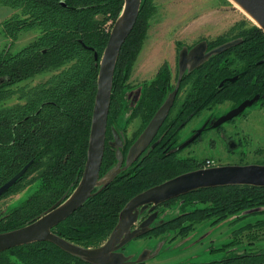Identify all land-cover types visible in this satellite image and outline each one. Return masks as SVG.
<instances>
[{"label": "trees", "instance_id": "1", "mask_svg": "<svg viewBox=\"0 0 264 264\" xmlns=\"http://www.w3.org/2000/svg\"><path fill=\"white\" fill-rule=\"evenodd\" d=\"M148 1L142 0L138 19L120 51L114 73L109 124L118 120L127 105V78L148 29ZM124 2L0 0L16 9L2 21L4 32L13 41L23 30H38L35 38L16 51L4 47L0 52V101L15 93H19L21 99L0 107V187L28 164L27 170L0 197L38 181L25 199L0 212V232L34 220L50 206L64 200L77 186L87 160L100 57ZM228 33L231 36L225 33L214 39H203H207L208 49L233 38L241 40L211 54L184 73L181 87L189 83V88L175 116L179 124L225 99H233L237 105L255 95L258 98L254 102L264 100V30L256 23L247 25L240 20ZM46 70L56 72L35 85H20ZM174 87L170 85V71L165 63L143 91L134 114L140 113L142 120L148 121ZM133 111L131 108L130 112ZM171 123L173 121L167 122L163 128ZM112 137L110 129L101 176L118 161L116 149L109 141ZM134 138L124 139L122 150L125 153ZM162 148L157 145L148 149L53 230L86 246L103 243L132 196L199 164L193 157L178 159ZM184 196L192 207L160 222L153 230L162 232L184 221L181 233L186 236L201 220L210 219L214 223L249 207H256L251 212L264 213V186L260 185L200 187ZM262 225L264 217L239 226L235 233ZM0 264L99 263L87 261L50 240H38L0 251ZM120 264L150 263L128 259ZM178 264H264V248Z\"/></svg>", "mask_w": 264, "mask_h": 264}, {"label": "rangeland", "instance_id": "2", "mask_svg": "<svg viewBox=\"0 0 264 264\" xmlns=\"http://www.w3.org/2000/svg\"><path fill=\"white\" fill-rule=\"evenodd\" d=\"M147 5L148 29L141 47L133 60L126 87L127 93L136 88L144 90L167 63L170 71V85L177 82L179 71V51L183 45L191 47L195 42L207 38L214 39L219 34L228 33L236 22L244 20L247 25L255 23L245 10L233 0H149ZM16 9L0 3V52L5 47L16 51L38 34L36 29L20 32L12 40L3 30L2 21L11 16ZM56 70H46L20 82L26 87L46 80ZM189 88V83L180 89L171 115H175ZM19 93L0 101L1 106H8L21 100ZM130 103V104H129ZM131 101H127L131 106ZM233 99H225L212 108L204 109L192 117L181 130L179 137L184 139L206 121L227 112L237 105ZM127 110V111H126ZM121 129L126 128V135L132 139L147 122L141 116L131 114L123 108L119 115ZM209 122V123H210ZM113 123V122H112ZM116 126V125H115ZM119 126V125H118ZM229 140L238 144L229 148ZM183 155L195 156L198 163H205L208 158L216 163H264V100L248 105L242 113L225 121L220 127L209 128L193 144L186 146ZM194 158V159H195ZM31 177V176H29ZM33 181L25 187L0 197V212L10 209L25 199L37 186ZM192 205L181 200L164 207L169 216L175 215ZM256 207H249L212 223L210 219L197 222L186 236L171 239V233L158 236H138L126 243L125 253L134 257L150 252L149 263L178 264L188 261L219 259L229 254L246 249L264 248V225L245 228L236 234L235 229L247 222H255L264 217L262 212H251ZM172 212V213H171ZM164 213V214H165Z\"/></svg>", "mask_w": 264, "mask_h": 264}, {"label": "water", "instance_id": "3", "mask_svg": "<svg viewBox=\"0 0 264 264\" xmlns=\"http://www.w3.org/2000/svg\"><path fill=\"white\" fill-rule=\"evenodd\" d=\"M233 1L241 6L255 23L264 30V0ZM141 4L142 0H125L123 9L110 30L108 41L100 57L87 160L77 186L64 200L53 204L34 220L19 227L1 231L0 251L38 240H50L66 251L79 255L87 261L99 264H120L122 261L131 259L133 255L119 249L134 237L146 231L154 218V215H150L142 221L139 227L132 228L138 219L139 213L149 203L153 202L156 205L161 201L200 187L232 184L264 186V163L261 162L223 163L210 167H200L179 173L132 196L121 209L119 220L108 238L99 245L86 246L79 244L53 230L55 225L77 210L89 196L106 186L145 150L166 119L174 103L184 73L198 66L211 54L223 51L241 40L240 38H233L210 49H208L207 39H201L191 47L183 45L179 51V72L174 89L167 95L146 127L131 144L126 158L121 149L123 138L118 130L115 127L113 128L114 139L110 140V143L116 148L118 162L111 170L101 176L115 68L122 45L138 19ZM257 98L258 95L244 99L238 105L217 117L213 125L218 126L238 115ZM200 131L201 129L195 135ZM236 146V141L230 140L229 147L235 148ZM124 159L126 163L123 165ZM27 168L28 164L6 181L0 187V194L8 189ZM97 186L99 188L95 190ZM149 256V252H144L135 260H146Z\"/></svg>", "mask_w": 264, "mask_h": 264}, {"label": "flooded vegetation", "instance_id": "4", "mask_svg": "<svg viewBox=\"0 0 264 264\" xmlns=\"http://www.w3.org/2000/svg\"><path fill=\"white\" fill-rule=\"evenodd\" d=\"M196 43V42H195ZM194 43V44H195ZM193 44V45H194ZM179 72V71H178ZM178 78V77H177ZM183 87V86H182ZM182 87H181V84H180V87H179V89H178V92H177V94H176V97H175V100H174V103H173V105H172V107H171V109H170V111H169V113H168V115H167V117H166V119L164 120V122L162 123V125L160 126V128L158 129V131H157V133L155 134V136H154V138L151 140V142H150V144L145 148V150L139 155V157L135 160V161H137L139 158H141V156H143L144 155V153L145 152H147L148 151V149H150L151 147H156L157 145L159 146V145H161L162 147H164V148H162L161 150H163L165 153H169V152H172L173 154H175L176 155V157L178 158V159H180V158H185V157H193V158H195V156H187V155H183L181 152H182V150L186 147V146H189V145H191V144H193V143H195L199 138H200V136L205 132V131H207L209 128H213V127H220L224 122H222L221 124H219L218 126H214L213 125V122H214V120L215 119H217V117H215L211 122L210 121H206L205 123H203V125H201L200 127H199V129H201V131H200V133H198L197 135H195L196 133H197V131L199 130L198 128L193 132V133H191L189 136H187L186 138H184V139H180V137H179V134H180V132H181V130L187 125V123L188 122H186V123H181V124H179L178 123V119H175V116L177 115V112L175 113V115H173L172 117H170V115H171V111H172V108L174 107V105H175V103H176V99H177V96H178V94H179V91H180V89H182ZM145 90V89H144ZM144 90H139L138 88H136L135 90H133V92H130V93H128V95H127V97H126V102L127 101H131L132 103H131V106H128V104L125 106L126 107V109H129V111H130V109L132 108L134 111L133 112H131V114H133L134 115V113H135V111H137V107L139 106V103H140V98L143 96V91ZM172 91V90H171ZM170 91V92H171ZM169 92V93H170ZM168 93V94H169ZM167 97V96H166ZM165 97V98H166ZM185 97V96H184ZM184 99V98H183ZM130 104V103H129ZM181 104H182V102H181ZM133 106H134V108H133ZM236 106V105H235ZM158 110V109H157ZM179 110V109H178ZM177 110V111H178ZM127 111V110H126ZM156 113V112H155ZM154 113V114H155ZM240 113H242V112H240ZM239 113V114H240ZM136 116H141V114L139 113H137V114H135ZM153 117V116H152ZM151 117V118H152ZM194 117V116H193ZM219 117V116H218ZM235 117V116H234ZM150 118V119H151ZM141 119H142V116H141ZM150 119L144 124V126H142V128L140 129V131L134 136L135 138L133 139V141H132V143L135 141V139L140 135V133L143 131V129L146 127V125L148 124V122L150 121ZM232 119V118H231ZM230 120V119H229ZM169 121H173V123H171L170 125H168L167 127L165 126L164 128H163V126L167 123V122H169ZM227 121V120H226ZM109 122H110V120H108V130H107V137H108V133H109V130L111 129V131L113 132V137L110 139V140H112V139H114V131H113V128L115 127L117 130H118V132L120 133V135L122 136V138H123V145H124V139L126 138V137H128L127 135H126V128L124 129V128H122L121 129V124H120V120H119V118H118V120H116V121H114L113 123H110L109 124ZM210 122V123H209ZM116 125V126H115ZM119 125V126H118ZM124 130H125V132H124ZM128 138H131V137H128ZM107 140L108 139H106V143H107ZM109 140V141H110ZM188 141V142H187ZM229 142H230V140H229ZM237 143V142H236ZM111 144V143H110ZM238 144V143H237ZM112 145V144H111ZM131 146V145H130ZM123 147V146H122ZM115 148V147H114ZM230 148V147H229ZM116 149V148H115ZM122 149V148H121ZM129 149V148H128ZM230 149H234V148H230ZM123 151V150H122ZM105 153V152H104ZM123 153H124V156H125V158H126V155H127V153H128V150H127V152L125 153L124 151H123ZM116 155H117V152H116ZM104 158V157H103ZM118 159V158H117ZM196 159V158H195ZM134 161V162H135ZM198 162L200 161V160H197ZM118 162V161H117ZM126 163V160L124 159V162H123V165ZM219 164H223V163H216L215 161H214V163L213 164H210V165H208V164H206V163H200V164H198L196 167H193L192 169H196V168H200V167H210V166H214V165H219ZM189 170H191V169H189ZM183 172H185V171H183ZM182 173V172H181ZM83 174V173H82ZM179 174V173H178ZM177 175V174H176ZM175 176V175H174ZM173 177V176H172ZM170 178V177H169ZM168 179V178H167ZM166 180V179H165ZM164 181V180H163ZM162 182V181H161ZM160 183V182H159ZM153 186V185H152ZM184 194L185 193H182V194H179V195H177V196H174V197H171V198H169V199H166V200H164V201H161V202H159L158 204H154L153 202H151V203H149V205L142 211V212H140L139 213V216H138V219L136 220V222L133 224V226H132V228L134 229V228H136V227H139L140 226V224L142 223V221L144 220V219H146V218H148L150 215H154V218L152 219V221L150 222V224L148 225L149 226V228L146 230V231H144V232H142L141 234H139L138 236H158V235H161V234H163V233H166V232H170L171 233V239L172 238H177V237H179V236H183L182 235V233H181V229H182V226H184V221L183 222H181V224L179 225V226H177V227H171L170 229H164L162 232H158V230L156 229H154L153 230V228L154 227H156V226H158V224L160 223V222H162V221H165V220H169V219H171V218H174L175 216H177V215H179L180 213H182L183 211H185V209H181V211L180 212H178L177 214H175V215H172V216H169V214H168V212H164L165 210H164V207H168L169 205H171V204H173V202L175 201V200H181V201H183V204L184 203H188L187 201H186V198H185V196H184ZM200 203V202H199ZM188 204H190V205H193L191 202L190 203H188ZM192 207V206H191ZM190 208V207H189ZM189 208H186V209H189ZM165 213V214H164ZM172 213V212H171ZM158 232V233H157ZM138 236H136V237H138ZM135 238V237H134ZM173 240V239H172ZM128 243V242H127ZM126 247V244L124 245V246H122L119 250H122V251H124L123 249ZM151 253L149 252V255H150ZM131 259H136V257H134V256H132V258ZM146 261H147V259H146ZM202 261V260H201ZM188 262H192V261H188ZM149 263V262H148ZM184 263V262H183ZM150 264H165V263H150Z\"/></svg>", "mask_w": 264, "mask_h": 264}, {"label": "built area", "instance_id": "5", "mask_svg": "<svg viewBox=\"0 0 264 264\" xmlns=\"http://www.w3.org/2000/svg\"><path fill=\"white\" fill-rule=\"evenodd\" d=\"M205 163L208 164V165L213 164L214 163V159L208 158Z\"/></svg>", "mask_w": 264, "mask_h": 264}]
</instances>
